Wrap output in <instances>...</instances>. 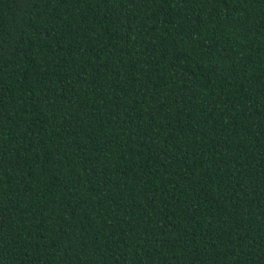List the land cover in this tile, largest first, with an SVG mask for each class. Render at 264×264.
Listing matches in <instances>:
<instances>
[{
	"label": "trees",
	"instance_id": "1",
	"mask_svg": "<svg viewBox=\"0 0 264 264\" xmlns=\"http://www.w3.org/2000/svg\"><path fill=\"white\" fill-rule=\"evenodd\" d=\"M0 264H264V0H0Z\"/></svg>",
	"mask_w": 264,
	"mask_h": 264
}]
</instances>
